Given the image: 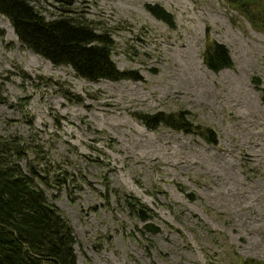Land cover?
I'll list each match as a JSON object with an SVG mask.
<instances>
[{
    "label": "rangeland",
    "instance_id": "374dc122",
    "mask_svg": "<svg viewBox=\"0 0 264 264\" xmlns=\"http://www.w3.org/2000/svg\"><path fill=\"white\" fill-rule=\"evenodd\" d=\"M27 1L49 21L110 33L118 68L144 79L84 81L29 51L0 15V137L21 143L26 171L48 163L66 180L42 189L75 231L78 264L264 263V102L253 83L264 88V33L222 0ZM208 40L229 48L232 69L206 68ZM181 111L219 144L135 119ZM132 198L152 219L132 213Z\"/></svg>",
    "mask_w": 264,
    "mask_h": 264
},
{
    "label": "trees",
    "instance_id": "16d2710c",
    "mask_svg": "<svg viewBox=\"0 0 264 264\" xmlns=\"http://www.w3.org/2000/svg\"><path fill=\"white\" fill-rule=\"evenodd\" d=\"M233 11L244 17L258 32L264 33V0H222ZM146 10L155 19L176 27L175 17L158 5H147ZM0 15L11 23L15 34L33 54L55 67L71 68L76 76L89 83L103 81L142 82L138 71H121L114 61L115 41L108 32L77 24L71 19L47 20L27 0H0ZM206 68L220 74L234 67L229 48L217 41H207L203 52ZM253 83L261 92L260 78ZM135 119L150 131L165 127L176 133L193 135L206 144L217 146L219 137L211 128L196 125L187 111L155 115L138 113ZM26 152L21 143L0 137V264H78L75 249L76 235L60 210L49 203L45 191L65 179L55 173L52 164H21ZM39 160V156H38ZM193 199V195H188ZM128 205L142 222L152 219L150 210L137 199ZM149 232L158 234L153 224L146 225ZM238 264H264L256 259Z\"/></svg>",
    "mask_w": 264,
    "mask_h": 264
}]
</instances>
